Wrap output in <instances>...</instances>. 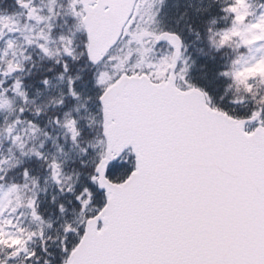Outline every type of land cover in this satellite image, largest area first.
Returning a JSON list of instances; mask_svg holds the SVG:
<instances>
[{"label":"snow or ice","instance_id":"snow-or-ice-1","mask_svg":"<svg viewBox=\"0 0 264 264\" xmlns=\"http://www.w3.org/2000/svg\"><path fill=\"white\" fill-rule=\"evenodd\" d=\"M17 3L28 9L29 19H45L24 0ZM146 3L147 0L70 2L72 15L87 33L85 49L93 65L116 59L110 51L121 36L141 45L139 63H144L153 51L152 47H144L145 40L149 44L167 41L174 51L158 63H149L148 68L154 69L151 72L129 74L123 70L128 58L116 65V75L99 72L104 139L90 180L101 199L97 204L95 194L88 188L76 196L81 219L78 227L64 226L63 264H264V98H258L252 86L253 78L264 76V57L256 63L241 57L231 71L220 73L243 85L247 96L260 105L244 118L235 110L225 111L213 103L207 91L188 81L180 37L140 26L141 9ZM249 8L248 0H229V6L222 11L234 17L232 27L213 33L211 39L216 47L230 46L238 38L237 47L251 51L264 41V14L249 22L253 15ZM148 20L154 22L155 13ZM0 24L10 32L17 30L10 18L0 17ZM3 35L0 31V39ZM38 39L48 41L49 37L41 32ZM60 39L63 53L76 59L73 41ZM39 47L45 55H54L46 44ZM14 48L15 42L9 40L7 49ZM182 61L184 67L178 72ZM68 68L65 63V71ZM20 70L19 64L9 62L3 75ZM43 83L47 85L48 81ZM72 84L69 80V92L78 99ZM14 91L25 104L29 102L19 79ZM6 93L7 90L0 94V110L11 108ZM19 111L23 114L25 109ZM24 123L19 118L15 121L16 125ZM56 123L61 124L59 119ZM62 127L76 142L80 136L78 121L66 115ZM28 131L35 135L39 129L28 122L25 132ZM6 132L23 152L26 145L15 128L8 126ZM31 154L43 158L35 149ZM133 155L134 169L129 174L124 166ZM50 168L52 179L63 184L61 165L53 161ZM24 177L29 178L27 170ZM67 190L74 191L71 186ZM20 192L18 185L9 187L0 200V217L26 207L31 209L33 220L43 225L36 199L24 204ZM60 211L64 212L63 205ZM12 225L11 219L0 220V247L12 249L7 261L23 253L26 261L36 260L39 264L37 253L27 246L37 233H27L25 239L23 229L19 234L5 231ZM72 236L76 237L74 243L70 241ZM39 237L46 245L43 228Z\"/></svg>","mask_w":264,"mask_h":264},{"label":"clouds","instance_id":"clouds-1","mask_svg":"<svg viewBox=\"0 0 264 264\" xmlns=\"http://www.w3.org/2000/svg\"><path fill=\"white\" fill-rule=\"evenodd\" d=\"M225 3H229V0H225ZM256 10L260 11L261 14H264V3H261L260 0H256ZM253 16H255V13H253ZM0 68H3V65H0ZM3 82V78L0 77V83ZM5 90L7 92L9 91L8 87H0V94L5 93ZM222 103V101H219ZM260 106L258 103H256L255 107ZM24 108L25 110L31 111L33 116L36 117L38 115V109L36 106L35 101H29L27 104H21L18 105L17 111L13 114V116H8L7 114L4 115L3 124L0 125V137H3V140L0 141V184L6 182V178L9 177V168L11 165H9L7 162V158L11 155L9 151L10 144L14 145L11 141V139L8 138L6 128L8 126H13L15 128L16 134L20 135L21 137L24 135L25 130L28 129V121L27 119H23L25 121L24 124L16 125L15 121L19 118L21 119L22 114L20 113L19 109ZM39 129V128H38ZM40 131V129H39ZM38 131V132H39ZM7 254L3 256V258H0V261L5 262V264H10L9 261H7ZM39 264H42V261H46V257H37ZM14 264V262H13ZM24 264H36V260L32 261H24Z\"/></svg>","mask_w":264,"mask_h":264},{"label":"rangeland","instance_id":"rangeland-1","mask_svg":"<svg viewBox=\"0 0 264 264\" xmlns=\"http://www.w3.org/2000/svg\"><path fill=\"white\" fill-rule=\"evenodd\" d=\"M153 14V12H151V11H148L146 14H145V16H144V23L142 24V26L141 27H143V28H147L149 31H152V32H157V33H159L158 31H157V27H158V25H159V23H157V22H149V20H148V18H149V16H151ZM255 22V21H254ZM153 23V24H152ZM26 45L27 46H30V45H32V44H34V37L32 36V34H30L29 32H27V34H26ZM29 40H33V43H31V44H29L28 43V41ZM40 40H43V39H40ZM45 43L47 44V45H49L50 46V43L48 42V41H45ZM132 46H133V51H131L130 52V50L127 48L126 50H125V52H122L121 53V57H119L118 59H119V61L120 60H125V58H128V59H126V62L123 64V70H133V71H135L136 69H138V70H141V69H149L148 68V64L149 63H154V62H152V60H151V58L155 55V49H153V51L150 53V55L148 56V58L144 61V63H139L140 61H141V54H140V52H141V45L140 44H137L136 43V45H133L132 44ZM144 47H152L153 48V45L152 44H149L148 42H147V40H145V43H144ZM255 52L251 55V56H249L246 60H248V61H250L251 63H256L261 57H264V41H261L257 46H256V48H255V50H254ZM136 55V57H137V62L135 63V65L134 66H130V65H128V64H126L127 62H128V60H129V58H130V56L131 55ZM169 55H171V53L170 52H167V55H164V57L165 56H169ZM253 57L255 58V59H253ZM187 61V63H188V60H186ZM117 64H119V62L117 63ZM116 64V65H117ZM139 64V66H137ZM117 70H119V69H117V67L115 66V67H112L111 68V72L113 71H117ZM154 70V69H153ZM110 75H112V73H109ZM61 90H63V88L61 89ZM22 101H24L23 100V98H22ZM17 103H20V101L19 102H17ZM13 105H15L16 107H17V104L16 103H11V106H13ZM56 121L55 122H45V128L43 129V130H45V129H47V128H54L55 126H56ZM58 125V124H57ZM58 137V136H57ZM56 137V138H57ZM55 138V139H56ZM41 144H43V143H41ZM61 150H62V152H63V148L61 149H58V152L60 153L61 152ZM7 191H8V189L7 190H4V191H1L0 192V200H3V198H4V195H5V193H7ZM5 203H6V201H5Z\"/></svg>","mask_w":264,"mask_h":264},{"label":"trees","instance_id":"trees-1","mask_svg":"<svg viewBox=\"0 0 264 264\" xmlns=\"http://www.w3.org/2000/svg\"><path fill=\"white\" fill-rule=\"evenodd\" d=\"M209 74V76L211 77V79H209L208 78V81L210 82V83H213L214 81H215V74H214V72H209V70H208V73H207V75ZM58 247H59V249L58 250H53L52 248H50V251H52V252H54V257H53V259H52V262H51V264H58L59 262H61L62 261V259H63V257L65 256V253L62 251V249H61V242L59 241V243H58V245H57ZM3 252V250L1 249V247H0V254Z\"/></svg>","mask_w":264,"mask_h":264},{"label":"bare ground","instance_id":"bare-ground-1","mask_svg":"<svg viewBox=\"0 0 264 264\" xmlns=\"http://www.w3.org/2000/svg\"><path fill=\"white\" fill-rule=\"evenodd\" d=\"M191 2V1H190ZM193 4V2H191Z\"/></svg>","mask_w":264,"mask_h":264}]
</instances>
